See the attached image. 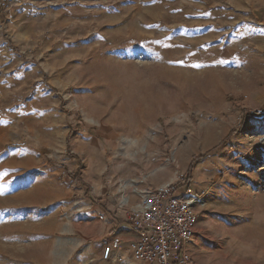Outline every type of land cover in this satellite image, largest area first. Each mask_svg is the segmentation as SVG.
Masks as SVG:
<instances>
[{
	"label": "rangeland",
	"instance_id": "374dc122",
	"mask_svg": "<svg viewBox=\"0 0 264 264\" xmlns=\"http://www.w3.org/2000/svg\"><path fill=\"white\" fill-rule=\"evenodd\" d=\"M225 145L262 249L264 0H0V264H122V200Z\"/></svg>",
	"mask_w": 264,
	"mask_h": 264
},
{
	"label": "crops",
	"instance_id": "0c3cea01",
	"mask_svg": "<svg viewBox=\"0 0 264 264\" xmlns=\"http://www.w3.org/2000/svg\"><path fill=\"white\" fill-rule=\"evenodd\" d=\"M226 145L210 152L209 159L186 170L193 180L192 195L203 200L197 207L195 236L186 250L192 264H264V246L262 249L257 247L259 237L251 229L253 217L236 208L240 193L235 189L239 184L232 180V173L235 169L241 170V166L238 161H232L234 156L228 153ZM87 148L86 152L97 150L103 153L95 140L87 143ZM63 181L69 191L74 192L68 180ZM239 187L237 189L241 190ZM254 227L258 230L259 226ZM110 228L121 236L124 234L117 220H113ZM123 241L126 246L131 239L123 238ZM125 254L127 259L130 258L127 251Z\"/></svg>",
	"mask_w": 264,
	"mask_h": 264
},
{
	"label": "built area",
	"instance_id": "2783aa9c",
	"mask_svg": "<svg viewBox=\"0 0 264 264\" xmlns=\"http://www.w3.org/2000/svg\"><path fill=\"white\" fill-rule=\"evenodd\" d=\"M192 188L191 179L179 174L174 184L143 189L136 205L123 199L112 219L128 225L137 238L124 246L123 239L115 236L107 259L126 263L127 251L137 264H192L186 249L195 236L197 207L203 202L192 195ZM99 219L109 223L104 215Z\"/></svg>",
	"mask_w": 264,
	"mask_h": 264
}]
</instances>
